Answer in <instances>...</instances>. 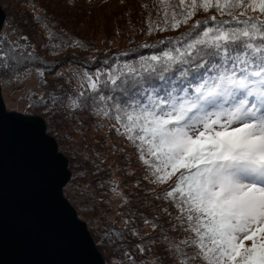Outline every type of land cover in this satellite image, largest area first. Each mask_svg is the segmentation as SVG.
I'll return each mask as SVG.
<instances>
[{"label": "snow or ice", "instance_id": "1", "mask_svg": "<svg viewBox=\"0 0 264 264\" xmlns=\"http://www.w3.org/2000/svg\"><path fill=\"white\" fill-rule=\"evenodd\" d=\"M159 7L164 27L149 24L150 32L179 29L200 9L227 19L197 20L180 37L160 41L158 53L109 71L103 81L101 72L95 80L85 73L91 93L79 92L67 107L114 118L120 127L113 129L147 166L145 179L172 181L156 199L171 201L175 215L161 210L171 231L183 235L144 222L161 229L173 264H264V0H159ZM29 59L34 52L0 50L2 69Z\"/></svg>", "mask_w": 264, "mask_h": 264}, {"label": "rangeland", "instance_id": "2", "mask_svg": "<svg viewBox=\"0 0 264 264\" xmlns=\"http://www.w3.org/2000/svg\"><path fill=\"white\" fill-rule=\"evenodd\" d=\"M149 1L159 0H0L6 13L7 24L35 31L34 24H37L35 22L39 14L46 13L45 16L50 20L49 27L58 30L59 26H62L68 32L83 37L84 42L88 44L94 39L97 48L107 55L106 65L91 71L78 72L79 70L73 67L74 64H67V60L64 59L63 66H54L52 72L45 71L43 76L35 68L20 69L14 73L8 72L9 74L0 72L6 105L9 108L43 115L47 130L56 137L59 147L67 155L71 176L66 186L69 191L64 192L76 207L79 206L78 213L87 221L91 235L105 258V264H130L126 253L135 258L136 264H151L155 259L153 252L145 256L136 247L137 245L144 247L142 236L153 232L154 228L151 225H144L138 229V224L134 222L125 223L129 222L130 217H135L129 216L132 212L125 210L124 202L130 186L128 176L141 174L145 177L149 174L146 172L147 166L139 159L137 149L125 137L108 127L111 123L120 127L115 119L96 115L92 107L83 111L77 110L75 114L67 105L70 98L76 97L79 92L90 90L85 73L95 80L97 73L101 72L104 75H101L99 80L103 81L109 71L116 72L126 63H138L140 56L156 54L143 53L135 57L126 53V47H131L132 44L141 45L148 41L147 38L141 37L140 32L137 39L138 31L132 27L134 20L132 13L135 10H143ZM209 12L218 20L223 19L215 8ZM119 13L125 15H118ZM161 15L159 12H151L148 17L158 20ZM123 17L127 21L126 24L118 25ZM7 26L4 25L3 30L7 31L9 39H15L11 33L12 29ZM118 26L128 33L134 30L135 37L119 34ZM37 31L39 33H36L37 38L31 48L42 50L40 53L44 59L60 60L70 53L73 57H78L79 54L76 53L80 52L79 49L65 44L57 49L55 42L51 41L52 37L48 35L49 39L46 38L47 33L42 29ZM106 37L109 38V44L104 43ZM3 46L5 45L3 44L2 48ZM40 64L43 65L38 63ZM47 66L49 68L51 65H45L44 69ZM50 94L58 98L57 105L53 106ZM41 97L47 100V104L41 101ZM75 147L82 148L87 154L75 155L72 149ZM119 156H122L121 169L116 165ZM149 179L153 177L149 176ZM149 179L145 181L149 183ZM171 183L172 181L162 185L150 184L151 188H160L169 187ZM169 208L176 213L172 205L168 206V210ZM133 229L139 235H133ZM116 233H121L122 238ZM165 263L167 264V261ZM171 263L169 260V264Z\"/></svg>", "mask_w": 264, "mask_h": 264}, {"label": "water", "instance_id": "3", "mask_svg": "<svg viewBox=\"0 0 264 264\" xmlns=\"http://www.w3.org/2000/svg\"><path fill=\"white\" fill-rule=\"evenodd\" d=\"M5 22L0 4V33ZM68 160L43 115L9 108L0 82V264H105L64 192Z\"/></svg>", "mask_w": 264, "mask_h": 264}, {"label": "trees", "instance_id": "4", "mask_svg": "<svg viewBox=\"0 0 264 264\" xmlns=\"http://www.w3.org/2000/svg\"><path fill=\"white\" fill-rule=\"evenodd\" d=\"M151 12L152 13L159 12L160 14H162L161 8L159 7V1H149L148 4L144 6L143 10H135L132 13L133 18H134L132 22L133 23L132 27L134 28V30L138 31V35L136 36L137 39L139 38L140 33H141V37L147 38L148 41L141 45L132 44L131 47L129 46L126 47L127 54L129 55L133 54V56L137 57L139 54H143V53L145 54L158 53L161 50V48L165 47V45L160 44V41L166 40L168 38H173V39L178 38L181 36L182 33L188 32L189 29L192 28V25L197 20H208L211 16H213L212 13H210L209 11H204L203 9H200L196 13V15L193 16L191 20H189L188 24L182 25L179 29L163 31V32L161 31H151L150 32L149 24H158L160 27H164L163 14L161 15L160 19L154 20L148 17L149 13ZM45 15L46 13L39 14L38 20L37 22H35L37 24H34L35 31L20 28L19 26L11 24V23L7 24L8 20H6L4 25H8L7 27H10L12 29L11 33L13 34L15 39H9L7 31L2 30V32L0 33V50L8 51L9 48H16L18 52L25 53V54L27 52H34L35 59L34 60L33 59L21 60L19 64H15V62H12L14 69H15L14 71L0 68V72L3 71L9 74L8 72L14 73L20 69H26V68L42 69L44 72L45 71L52 72L54 66L57 67L58 65L60 66L63 64L64 59L67 60V64H70V65L74 64L73 67L76 70H79L78 72H83L85 70L91 71L93 69H100L101 67L106 65L105 58L107 57V55H105L100 48H97L96 44H94V39H92L90 41V44H88L87 42H84L85 40L83 37L68 32L62 26H59L60 29L58 30L51 28L48 26V24L50 23V20ZM118 15L124 16L125 14L119 13ZM222 18L227 19V17H222ZM126 22L127 21L125 17H123V20H120L118 25L119 24L125 25ZM39 29L40 30L42 29L43 31L47 33L45 36L46 38H48V35L52 37L53 40L51 39L50 40L52 42H55L54 45H56L57 49H59V47H61L62 44H65L69 47H74L75 49H79L80 52L76 53V54H79L78 57H73V54L70 53L65 58L60 59V60L52 61L49 59H44V56L40 53V52H43L42 50L38 51L36 49L31 48V45L35 44V39L37 38L36 33L38 32L37 30ZM134 30L132 33H128V32H125L121 26H118V33L119 34L123 33L124 34L123 36L129 37V35H133V37H135L136 32ZM23 37H27V40L23 39ZM18 40H20V42H17ZM104 41H105L104 42L105 44H109V38L106 37ZM3 44L5 46H3L2 48ZM46 44L48 45L47 39H46ZM145 45H156V47H145ZM50 51L52 52L53 50H50ZM38 63H42L43 65L41 64L38 65ZM45 65H51V66L49 68L47 66L44 69ZM156 83H158V81ZM85 93L90 94L91 89L86 90ZM104 94H107V95L110 94L109 90L105 89ZM117 95H119V93H117ZM89 104H92V102L89 101ZM76 112L77 110H75V114ZM77 115H83V113H77ZM106 122L107 120L104 121V126L106 125ZM113 125L114 124L111 123L108 127L112 128V130L116 132L112 127ZM91 126L93 127V125ZM59 149L61 150L60 147ZM72 149L73 151H75V155H78V153L83 154V155L87 154L86 152L82 151V148L77 149V147H75ZM121 159H122V156H119L117 163H116V165L120 169L123 165V163L121 162ZM128 178L130 179L129 180L130 186H129V194H127V198L124 202L125 210H129L130 212H132V214L131 215L129 214V216H133V217L135 216L134 218L132 217L129 218V224L134 222L138 224V227H139L138 229H141L142 226L144 225H150L144 222L145 218H147L150 221H156L159 224H161L164 229L168 230V235L170 236L183 235V233L171 231L170 224H169L170 218L167 216V214H165L161 210L164 207L168 208L169 205L171 206L172 205L171 201L164 200L163 198L156 199V194L162 193L168 187L151 188V184L147 183L145 181V177L141 174H134L133 176L129 174ZM66 186L67 184L65 185L64 190L69 191L66 188ZM153 189H155V191H153ZM67 197L69 198V196ZM76 208L78 210L79 206ZM169 211L172 212L171 208H169ZM173 214L175 215V213ZM172 222L175 223V221H172ZM161 240H162V234H161L160 228H155L153 229V232L149 234H144L142 236V241L145 244L144 248L146 250L145 252H143V254L147 256L148 254H150V252H153L155 259L157 258V256H159L160 260L163 261V264H166L165 263L166 261H167V264H169L170 259H168L165 256V249H164V245L161 243ZM152 241H155V243H152ZM170 261L172 262V260ZM156 264H159V261H157ZM171 264H173V262Z\"/></svg>", "mask_w": 264, "mask_h": 264}]
</instances>
